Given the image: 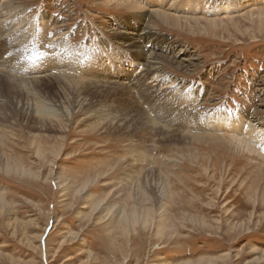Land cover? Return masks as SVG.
<instances>
[{
    "label": "rangeland",
    "instance_id": "obj_1",
    "mask_svg": "<svg viewBox=\"0 0 264 264\" xmlns=\"http://www.w3.org/2000/svg\"><path fill=\"white\" fill-rule=\"evenodd\" d=\"M109 1L0 0V264H264V149L210 122L264 131V3L181 30Z\"/></svg>",
    "mask_w": 264,
    "mask_h": 264
},
{
    "label": "bare ground",
    "instance_id": "obj_2",
    "mask_svg": "<svg viewBox=\"0 0 264 264\" xmlns=\"http://www.w3.org/2000/svg\"><path fill=\"white\" fill-rule=\"evenodd\" d=\"M140 1L141 2H139V0L138 1L137 0H111L112 3H116L119 6L125 7L127 9H130V10H133V11H142V10H145L147 7H149V9L152 10L151 12L154 13V14H156V15H158L159 17H161V19L168 26L173 27V28H176V29H181V30H191V28L193 27L192 22H194V23H196L198 25H201L202 22L205 21L204 19H201V17L203 18L205 15H207L206 13L209 11L208 10V7L211 4L210 3V0H140ZM7 2L0 4V9L4 8L7 5ZM262 3H264V0H253V2L248 5V7H251V6L254 7V6L259 5V4H262ZM243 8L241 7V9H243ZM222 9H223V12L225 11V12H227V14H231L233 12L236 13V12H238L240 10V9H234V8H232L229 4L225 5V7L222 8ZM2 10H4V9H2ZM211 10H210V12H211ZM216 10H217V8H216ZM170 11H172V12L175 11V13L174 12L171 13ZM219 12H221V11H217L216 13L218 14ZM201 15H204V16H201ZM150 16H152V15H150ZM228 18H226V19H228ZM214 19H212V20H206V21L208 23H210L211 26H215V27H216V25H217L218 22L223 21V20H216L217 18H214ZM5 26L6 25H4L2 28H0V33H3V35L5 34L4 39L6 40V39H10V37L13 36V33L15 32L14 31L15 29H13V28H9L8 29V27H5ZM20 27H22V26H20ZM20 27H18V28H20ZM201 29H203V28H201ZM21 40H23V39H21ZM126 43H128L127 46H131V47L135 48L134 50H136V49L137 50H141V47L142 46H140V45H136L133 42H126ZM106 48H107L106 51H109L110 50V47L109 46H107ZM13 53L15 55L17 52H14L13 51ZM25 54H27V53H25ZM103 56L106 57L107 61L109 60V62L106 65L109 66V67L110 66H113V64H114L115 61L114 62H111L110 56L107 55V54L106 55L104 54ZM103 56H100V57L102 58ZM141 56L142 57H145L146 56V53H143V54L141 53ZM114 58H116V57H114ZM29 59H30V57H29ZM61 61L62 60H60V58L57 57L56 60L54 59V62H55L54 65H56L57 67L62 66L63 63ZM48 63L49 62L46 63L45 68L48 66ZM25 64H26V62H25ZM64 65H66V64H64ZM141 65H142L141 64V60H139V59L138 60L133 59L132 61H126V64L125 65H123L120 61H118V66L119 67L124 68V70H126V71L134 70V72H137V73L138 72L140 73V70L143 69V67ZM29 68L27 66L26 71ZM43 68H44V66H43ZM54 68H56V67H54ZM78 68H79V66H78ZM80 68H81V66H80ZM24 69H25V67H24ZM75 69H77V67H75ZM82 70H83V68H82ZM97 71H102V70H97ZM86 72L88 73V70H86ZM92 73H94V71ZM160 78H161V76L154 75V76H152L150 78V81H154L157 84L158 82H160ZM166 80L169 83H164L163 82L164 84H162V85H167V87L165 89H167V88H170V89L171 88H174L173 87V82H171L169 79H166ZM195 99H196V96L192 93L191 90H189V91H186V93H184V95L181 97L180 102L183 103V104H189V103L191 104V103H193V101ZM249 118H250L249 116L248 117H244L240 113L236 117H234L233 115L226 116V114H225V115H221V116L215 117L214 118V121H212L213 120L212 119L210 122H212V125L211 126L216 131H218V132H220L222 134L232 135L236 140H239V142H241L244 145L243 148L245 150L246 149L249 150V149L245 146V142L242 141V139H241V136H242L243 133H246L247 135H249L250 137H252V139H253V142H252L253 146H258L259 145V146H261V149H264V131L259 132L260 130L258 128H256L257 125L255 126L254 123ZM247 135H246V137H247ZM243 139L246 140L247 138H243ZM248 146L250 148H254L252 145H248ZM251 152H253V151H251ZM262 259H264V251L262 252L261 257L258 258V259H256V262H258V261H260Z\"/></svg>",
    "mask_w": 264,
    "mask_h": 264
}]
</instances>
